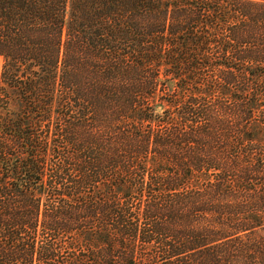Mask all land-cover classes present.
Instances as JSON below:
<instances>
[{
    "label": "trees",
    "instance_id": "trees-1",
    "mask_svg": "<svg viewBox=\"0 0 264 264\" xmlns=\"http://www.w3.org/2000/svg\"><path fill=\"white\" fill-rule=\"evenodd\" d=\"M0 264H264V0H0Z\"/></svg>",
    "mask_w": 264,
    "mask_h": 264
},
{
    "label": "rangeland",
    "instance_id": "rangeland-1",
    "mask_svg": "<svg viewBox=\"0 0 264 264\" xmlns=\"http://www.w3.org/2000/svg\"><path fill=\"white\" fill-rule=\"evenodd\" d=\"M2 65H3V58L0 57V66H2Z\"/></svg>",
    "mask_w": 264,
    "mask_h": 264
},
{
    "label": "crops",
    "instance_id": "crops-1",
    "mask_svg": "<svg viewBox=\"0 0 264 264\" xmlns=\"http://www.w3.org/2000/svg\"><path fill=\"white\" fill-rule=\"evenodd\" d=\"M1 70H2V66H0V79H1Z\"/></svg>",
    "mask_w": 264,
    "mask_h": 264
}]
</instances>
